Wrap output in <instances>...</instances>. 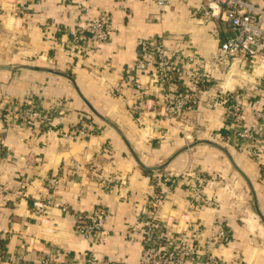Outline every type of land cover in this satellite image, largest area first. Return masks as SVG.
Segmentation results:
<instances>
[{
    "label": "crops",
    "instance_id": "1",
    "mask_svg": "<svg viewBox=\"0 0 264 264\" xmlns=\"http://www.w3.org/2000/svg\"><path fill=\"white\" fill-rule=\"evenodd\" d=\"M208 3L169 0L162 11L142 0H0V264H32L46 255L57 264H85L90 252L136 264L143 239L132 231L153 195L164 197L158 216L172 233L185 236L189 226L203 243L222 226L228 233L214 244L215 256L264 264L258 214L264 219V122L252 113L264 106L255 105L253 91L264 66L243 53L216 58L233 33L219 18L194 12ZM104 16L110 39L91 51L87 25ZM151 38L176 62L171 101L186 99L171 119L160 106L167 87L151 65L143 72L136 66L139 41ZM194 73L203 81L195 84ZM145 102V111L133 108ZM8 103L64 115L30 132L11 118ZM237 115L242 125L260 129V159L242 151ZM84 125L89 138L64 136ZM114 175L121 184L104 189L100 178ZM211 177L201 186L196 180ZM190 185L217 208L192 206ZM48 198L39 212L35 201ZM97 209L108 217L104 239L92 243L77 232L75 219Z\"/></svg>",
    "mask_w": 264,
    "mask_h": 264
},
{
    "label": "built area",
    "instance_id": "2",
    "mask_svg": "<svg viewBox=\"0 0 264 264\" xmlns=\"http://www.w3.org/2000/svg\"><path fill=\"white\" fill-rule=\"evenodd\" d=\"M67 3L68 0H60ZM120 3L129 0H116ZM148 4L156 5L160 10L168 7L169 0H142ZM207 5L200 4L194 9L195 13H202L205 17L211 19H220L230 28L233 36L220 42L216 53L218 59H232L239 54H247L253 60L263 61L264 59V0L263 5H255L248 0H208ZM109 18L107 16L93 18L87 25V31L90 35L89 48L91 51L97 50L101 45L109 41L110 30L106 27ZM73 41L77 42L80 37L78 33H72ZM141 56L136 61V66L140 71H145L148 65H151L153 76L157 81L167 87L161 95L160 106L163 117L171 119L176 110H181L186 99L171 101L170 87L174 86L177 75V66L172 55H167L163 45L156 39L140 40ZM174 56V55H173ZM199 67H203V62H199ZM193 82L198 84L203 81L204 75L194 73ZM255 95L259 96L255 105L264 101V79L259 78L253 84ZM7 111L11 118L19 121L20 124L30 130V132L39 131L50 126L55 118L62 119L64 112L56 108L48 110H38L34 106L21 107L14 104H7ZM135 110H146V102L134 105ZM256 119L264 122V106L261 109L256 107L252 110ZM242 116L237 115L236 124L238 131L236 138L243 145L242 151L249 157L260 159L262 154L259 132L260 129L255 126L242 125ZM74 134H64L71 139H87L91 136L86 125L77 128ZM104 154H107L108 147H103ZM80 164L74 166L75 171L81 169ZM93 173L97 172L95 167H91ZM200 184L212 182L211 177L207 179H196ZM51 186L57 184L55 179L49 181ZM121 184L116 175L112 177H101L100 185L104 189L117 187ZM202 188V187H201ZM190 199L193 200L194 207L217 208V203L206 197H202V191L199 187L190 185ZM164 201L161 195H153L147 205L141 208V218H139L138 227L133 228L132 234L142 237L143 245L136 264H246L245 262L234 259L225 260L213 254L215 243L222 242L227 231L222 226H215V234L201 242H197L198 232L186 227L187 235L183 236L181 232L172 233L169 228L159 220V210ZM51 200L39 199L34 203V207L39 212H44L50 205ZM63 211L66 208L62 209ZM107 215L102 209H97L86 214H78L75 219V228L77 232L88 242L99 243L104 239V223ZM196 241V242H194ZM71 263V262H70ZM85 264H127L124 262H111L97 259L94 252H90L84 257ZM32 264H57L52 257L46 255L35 259ZM72 264V263H71Z\"/></svg>",
    "mask_w": 264,
    "mask_h": 264
},
{
    "label": "water",
    "instance_id": "3",
    "mask_svg": "<svg viewBox=\"0 0 264 264\" xmlns=\"http://www.w3.org/2000/svg\"><path fill=\"white\" fill-rule=\"evenodd\" d=\"M105 122H107L108 124H110V125H112L110 122H108V121H106V120H104ZM113 126V125H112ZM116 130H117V132L118 133H120L119 132V130L115 127V126H113ZM120 135H121V133H120ZM128 148L130 149V151L132 152V150H131V148L128 146ZM133 153V152H132ZM134 158L136 159V161L138 162V164L139 165H141V163L139 162V160L137 159V157L136 156H134ZM142 166V165H141ZM143 167V166H142ZM143 168H145L146 169V167H143ZM158 168H160V167H156V168H151V169H153V170H156V169H158ZM258 214H259V217H260V219L263 221V223H264V219H263V217H262V215L258 212Z\"/></svg>",
    "mask_w": 264,
    "mask_h": 264
},
{
    "label": "rangeland",
    "instance_id": "4",
    "mask_svg": "<svg viewBox=\"0 0 264 264\" xmlns=\"http://www.w3.org/2000/svg\"><path fill=\"white\" fill-rule=\"evenodd\" d=\"M256 65H257V66H259V65H263V66H264V59H263V61H260V60H259V61L256 63Z\"/></svg>",
    "mask_w": 264,
    "mask_h": 264
},
{
    "label": "bare ground",
    "instance_id": "5",
    "mask_svg": "<svg viewBox=\"0 0 264 264\" xmlns=\"http://www.w3.org/2000/svg\"><path fill=\"white\" fill-rule=\"evenodd\" d=\"M263 66V65H262Z\"/></svg>",
    "mask_w": 264,
    "mask_h": 264
}]
</instances>
